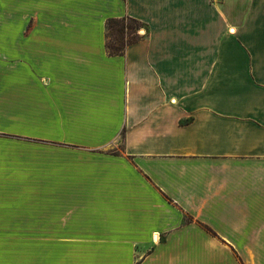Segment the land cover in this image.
Returning <instances> with one entry per match:
<instances>
[{
	"label": "crops",
	"instance_id": "crops-1",
	"mask_svg": "<svg viewBox=\"0 0 264 264\" xmlns=\"http://www.w3.org/2000/svg\"><path fill=\"white\" fill-rule=\"evenodd\" d=\"M122 18L146 34L112 55ZM0 20H37V90L0 76V264H264V0H0ZM42 121L66 144L48 253Z\"/></svg>",
	"mask_w": 264,
	"mask_h": 264
},
{
	"label": "rangeland",
	"instance_id": "rangeland-1",
	"mask_svg": "<svg viewBox=\"0 0 264 264\" xmlns=\"http://www.w3.org/2000/svg\"><path fill=\"white\" fill-rule=\"evenodd\" d=\"M124 25V28H123ZM143 39L146 34V25L143 22L125 21L111 24L107 31V43L110 46H125L129 41L137 39L134 33ZM122 30V32H121ZM6 74L11 78L21 77L35 78L36 84L25 81L20 87L35 88L37 90V20L27 21H3L0 20V76ZM17 83V82H15ZM10 83L9 88L18 87ZM13 86V87H12ZM1 103V102H0ZM48 125L44 121L38 122L37 132H29L37 135V253L49 252V237L53 231L54 236L62 235L56 228L57 222H50V215L45 210L44 196L48 193V176L50 169V157L56 147L66 144L58 142L51 137ZM118 152V149L112 150ZM55 156V155H54ZM64 264L65 262H54Z\"/></svg>",
	"mask_w": 264,
	"mask_h": 264
},
{
	"label": "trees",
	"instance_id": "trees-1",
	"mask_svg": "<svg viewBox=\"0 0 264 264\" xmlns=\"http://www.w3.org/2000/svg\"><path fill=\"white\" fill-rule=\"evenodd\" d=\"M129 20L134 21V22H140V21L135 20L133 18L110 19L106 23L107 31H108V28H109V26L111 24H114V23H117V22H125V21H129ZM123 28H124V25H123ZM138 31H139V27L136 26V29L134 30V33L137 35V39H134L132 41L127 42L124 47L123 46L122 47L121 46L113 47V46H110L107 43V50L109 51V53L112 54V55L123 54L127 45L140 40V36L137 34ZM121 32H122V30H121Z\"/></svg>",
	"mask_w": 264,
	"mask_h": 264
}]
</instances>
